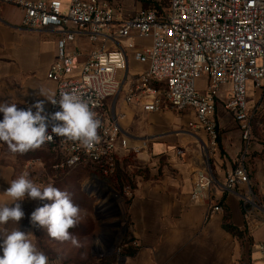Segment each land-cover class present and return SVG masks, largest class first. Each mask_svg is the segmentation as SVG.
I'll return each mask as SVG.
<instances>
[{
  "label": "built area",
  "instance_id": "1",
  "mask_svg": "<svg viewBox=\"0 0 264 264\" xmlns=\"http://www.w3.org/2000/svg\"><path fill=\"white\" fill-rule=\"evenodd\" d=\"M166 3L161 11L147 9L117 20L106 0H0V13L7 5L22 10V28L26 31L53 30L59 35L58 60L47 78L57 84L55 98L63 91L75 92L89 104L101 121L99 140L85 148L78 141L53 135L43 146L55 156L52 169L68 175L84 167L100 173H112L120 151H127L117 115L112 107L121 96L126 79L129 53L145 70L135 76L124 92L126 104H141L148 113L173 109L193 112L195 125L207 135L205 153L217 148V98L223 86H230L225 108L236 120L243 147L236 166L226 174L219 190L238 195L248 230H256L264 219L256 213L262 207L251 186L247 163L254 133L256 110L249 105L251 92L264 98V0H158ZM76 34L91 44L85 54L72 50ZM149 40L147 46L124 40ZM206 78L203 92L197 82ZM50 104L46 113L59 111ZM51 134V127L48 129ZM177 154H184L178 150ZM94 180L89 185H95ZM97 185V184H96ZM95 185V186H96ZM217 182L210 166L196 178L193 200L205 199L210 214L224 212L212 187ZM218 186V185H217ZM264 254V245L260 246Z\"/></svg>",
  "mask_w": 264,
  "mask_h": 264
},
{
  "label": "crops",
  "instance_id": "2",
  "mask_svg": "<svg viewBox=\"0 0 264 264\" xmlns=\"http://www.w3.org/2000/svg\"><path fill=\"white\" fill-rule=\"evenodd\" d=\"M106 1L119 20L151 9L158 0ZM22 18V10L15 5L5 6L0 13V102L15 103L18 108L26 109L37 100H44L47 111L51 102L40 95V90L55 96L57 84L47 75L50 66L58 60L59 35L53 30H23ZM131 43L142 47L151 42L140 39L122 41L124 46ZM91 47L81 34H76L75 42L70 45L72 50H82L85 54ZM144 70L145 65L135 61L129 53L126 70L119 74L120 79H126L123 92L112 107L128 145L127 151H120L119 166L125 169L124 161L132 156L144 170L133 178L125 210L130 236L127 246L133 247L134 253L124 256L119 264H264V254L260 249L264 245V222L256 230H248L238 195L224 194L219 190L226 174L236 166L243 147L239 126L225 108L230 86H223L216 99L218 146L206 154L207 135L203 128L195 125L193 112L166 109L148 113L141 104L124 102V92L135 76ZM206 85V78H201L197 89L203 92ZM251 90L249 105L256 109V113L246 167L250 186L262 207L256 216L263 220L264 98ZM2 119L3 113H0ZM180 149L184 151L181 156L177 154ZM5 150L4 142L0 141V204L11 202V198L3 193L12 180L22 175L15 160L5 157ZM32 151L38 156L34 161L36 169L31 172L34 183L43 188L53 185V182H63L62 177H67L63 173H60V179L53 181L58 178L51 171L56 161L48 148L42 145ZM29 162L32 161L26 160L24 166ZM208 165L218 185L212 187L213 194L224 206V212L210 214L207 200L192 199V194L196 192L197 175ZM127 169L130 170L131 166ZM18 202L25 216L18 224L9 221L0 228L8 231L19 228L31 233L33 243L49 258L50 264H60L44 250L50 237L46 235V228L30 223L31 213L51 201L33 200L26 196ZM226 217L235 232L225 229Z\"/></svg>",
  "mask_w": 264,
  "mask_h": 264
},
{
  "label": "clouds",
  "instance_id": "3",
  "mask_svg": "<svg viewBox=\"0 0 264 264\" xmlns=\"http://www.w3.org/2000/svg\"><path fill=\"white\" fill-rule=\"evenodd\" d=\"M40 95L53 105L58 104L60 110L46 113L44 100H37L26 109L18 108L15 103L0 102V113H3L0 141L7 143L12 153L25 154L38 149L53 140L52 134L78 141L85 148L99 140L101 121L78 94L63 91L58 100L54 95H46L43 90H40ZM3 194L10 197L11 202L0 204V225H6L9 221L18 224L25 216L18 201H23L26 196L33 200H48L50 204H44L31 213L30 223L46 228L51 238L78 244L70 229L80 223L82 210L73 203L70 193L51 184L41 188L27 174H22L10 182V187ZM31 236V233L19 228L11 231L0 228V264H50L49 258L37 248Z\"/></svg>",
  "mask_w": 264,
  "mask_h": 264
},
{
  "label": "rangeland",
  "instance_id": "4",
  "mask_svg": "<svg viewBox=\"0 0 264 264\" xmlns=\"http://www.w3.org/2000/svg\"><path fill=\"white\" fill-rule=\"evenodd\" d=\"M62 2L66 7L68 0ZM4 145L5 157L15 160L21 174H29V177L34 180L31 172L36 169L34 161L38 157L37 152L30 150L25 154H14L7 143L4 142ZM26 160L32 162L24 166ZM124 163L125 169L121 168L113 173H99L89 166L69 173L65 180L62 179L63 182H53V186L70 193L73 203L82 210V219L75 228L70 229L77 238L78 244L48 238L49 242L44 246V250L51 258L59 260L60 264H119L126 252L123 246L130 242L129 223L125 211L130 197L129 189L133 187L135 175L144 171L132 156L127 157ZM128 166H131L130 170H126ZM120 174H123L126 179L119 187L117 179ZM58 179L54 178L53 181ZM94 180L98 181L95 183L97 185H89L87 189L88 183ZM99 185L105 186L109 194L104 201L106 214L103 216L98 214L97 209L101 198L94 190V187ZM110 199H113L112 202L108 201ZM46 235H48L47 232ZM98 251H100L99 254L96 253Z\"/></svg>",
  "mask_w": 264,
  "mask_h": 264
},
{
  "label": "trees",
  "instance_id": "5",
  "mask_svg": "<svg viewBox=\"0 0 264 264\" xmlns=\"http://www.w3.org/2000/svg\"><path fill=\"white\" fill-rule=\"evenodd\" d=\"M163 4H165L164 2H155L154 4H153V6H152V8L151 9H155V10H157V11H161L163 8H165L166 7V4H165V6H163ZM119 169H121V167L119 166V162H117L116 163V166H115V168H114V170H113V172H115L116 170H119ZM51 171L53 172V175H58L57 177L60 179V177H62L61 176V174L59 173V172H55L52 168H51ZM98 172V171H97ZM112 172V173H113ZM100 173V172H99ZM121 173V172H120ZM124 173V172H123ZM100 175V174H99ZM124 176H123V174H120L119 175V177H118V186L120 187L122 184H123V182H124V180L126 179L125 177L123 178ZM57 178V179H58ZM62 178H64V176L62 177ZM65 180V179H64ZM224 227H225V229L226 230H228V231H230V232H235L236 231V229L230 224V223H228V218L226 217L225 218V224H224ZM130 243V242H129ZM129 243H126L127 245L129 244ZM127 245H124L123 246V248H125V250H126V252H125V254H124V256H126V255H132L133 253H134V249H133V247H131V246H127ZM108 264H111V263H108Z\"/></svg>",
  "mask_w": 264,
  "mask_h": 264
},
{
  "label": "bare ground",
  "instance_id": "6",
  "mask_svg": "<svg viewBox=\"0 0 264 264\" xmlns=\"http://www.w3.org/2000/svg\"><path fill=\"white\" fill-rule=\"evenodd\" d=\"M94 190H95V192L96 193H98V195L100 196V198H101V202H100V204H99V207H98V209H97V211H98V214L99 215H101V216H103V215H105L106 213V211H105V204H104V201H105V199L107 198V195H109L108 194V191H106V189H105V186H102V185H99V186H97V187H94ZM114 197V196H113ZM114 199V198H113ZM113 199H110V200H108L109 202H112V200ZM112 204V203H111ZM107 206V205H106ZM96 253H100V251H98V252H96Z\"/></svg>",
  "mask_w": 264,
  "mask_h": 264
}]
</instances>
